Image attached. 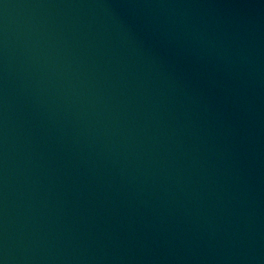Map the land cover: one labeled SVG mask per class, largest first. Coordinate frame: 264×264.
<instances>
[{
	"label": "water",
	"instance_id": "water-1",
	"mask_svg": "<svg viewBox=\"0 0 264 264\" xmlns=\"http://www.w3.org/2000/svg\"><path fill=\"white\" fill-rule=\"evenodd\" d=\"M0 264H264V0H0Z\"/></svg>",
	"mask_w": 264,
	"mask_h": 264
}]
</instances>
